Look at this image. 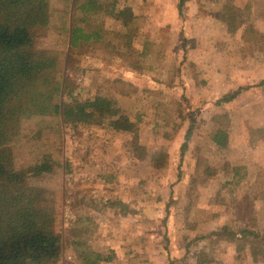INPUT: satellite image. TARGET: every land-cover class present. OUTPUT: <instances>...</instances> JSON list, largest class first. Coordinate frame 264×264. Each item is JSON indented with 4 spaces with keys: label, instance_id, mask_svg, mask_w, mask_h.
<instances>
[{
    "label": "rangeland",
    "instance_id": "374dc122",
    "mask_svg": "<svg viewBox=\"0 0 264 264\" xmlns=\"http://www.w3.org/2000/svg\"><path fill=\"white\" fill-rule=\"evenodd\" d=\"M71 1L54 0L64 17L37 41L61 55L63 99L73 90L78 103L114 100L135 127L61 124L59 144L52 120L25 127L19 163L43 152L60 162L35 181L56 207L58 264H80L76 241L113 255L104 264H264L261 242L208 237L224 227L264 235V0H190L182 17L179 0H117L114 10L115 0H95L89 15L75 11V25L84 21L91 35L76 48L63 29ZM217 127L228 134L225 148L212 141ZM157 152L167 155L163 168L153 165Z\"/></svg>",
    "mask_w": 264,
    "mask_h": 264
},
{
    "label": "trees",
    "instance_id": "16d2710c",
    "mask_svg": "<svg viewBox=\"0 0 264 264\" xmlns=\"http://www.w3.org/2000/svg\"><path fill=\"white\" fill-rule=\"evenodd\" d=\"M189 1L179 0L181 17ZM96 7L99 6L95 0L71 1V13L64 11L67 46L76 48L81 39L90 40L91 35L81 27L84 21L79 27L75 25L74 14L80 10L87 16ZM61 16L54 0H0V264H58L63 252V238L56 229V207L49 205L47 190L35 184L40 178L54 175L60 162L51 153L43 152L30 165L20 164L16 151L27 138L29 129L25 127L38 118L52 120L48 132L55 127L56 134L52 132L57 144L61 140V124L77 128L81 123L101 125L109 121L119 132H132L135 127L122 115L114 100L99 96L93 101L78 103L73 99V90L68 92V101L63 99L66 87L58 77L61 55L41 48L37 42L48 36ZM262 86L264 80L257 85ZM240 94L241 90L224 95L217 105L230 103ZM192 133L190 128L184 138L180 149L182 158L188 151ZM44 134L41 129L33 131V140L41 141ZM228 140L225 131L219 127L214 129V144L225 148ZM136 150L145 149L137 147ZM166 158L164 153H155L153 165L163 168ZM243 168L233 169L238 180L243 179L240 177ZM214 236L229 241L252 240V246L254 241L264 244V235L251 230L234 232L224 227L208 237ZM72 245L80 264H104L113 260V255L97 252L85 243L76 241Z\"/></svg>",
    "mask_w": 264,
    "mask_h": 264
},
{
    "label": "crops",
    "instance_id": "0c3cea01",
    "mask_svg": "<svg viewBox=\"0 0 264 264\" xmlns=\"http://www.w3.org/2000/svg\"><path fill=\"white\" fill-rule=\"evenodd\" d=\"M97 206L99 207V209H101L99 204H97ZM102 210L106 211L105 208H103Z\"/></svg>",
    "mask_w": 264,
    "mask_h": 264
}]
</instances>
